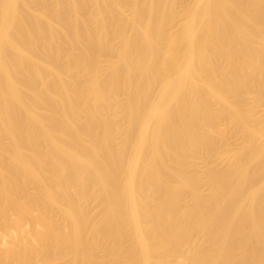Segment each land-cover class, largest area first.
I'll list each match as a JSON object with an SVG mask.
<instances>
[{"label": "bare ground", "instance_id": "bare-ground-1", "mask_svg": "<svg viewBox=\"0 0 264 264\" xmlns=\"http://www.w3.org/2000/svg\"><path fill=\"white\" fill-rule=\"evenodd\" d=\"M179 1L0 0V178L19 214L41 202L47 217L93 226L91 212L103 206L116 243L138 230L142 249L156 224L170 233L158 247L176 264H264V141L253 146L264 117L225 99L264 72V0H194L177 10ZM220 60L234 61L225 68L233 88L219 83ZM204 88L214 101L199 97ZM217 104L247 132L234 151L202 131L221 115ZM200 145L228 160L223 171L206 169V197L178 175L185 151ZM178 191L189 207L176 209Z\"/></svg>", "mask_w": 264, "mask_h": 264}, {"label": "rangeland", "instance_id": "rangeland-1", "mask_svg": "<svg viewBox=\"0 0 264 264\" xmlns=\"http://www.w3.org/2000/svg\"><path fill=\"white\" fill-rule=\"evenodd\" d=\"M193 1L194 0H180L175 4V8L178 7L177 10H179L181 3H192L190 5H193ZM179 32L180 26L175 25L172 27L171 33L178 34ZM216 63V67L214 68H216L215 71L220 81L217 82L223 85V87L229 84L230 86L228 85L226 88H233L234 84L232 83H234V80L226 74L225 68L233 66L234 61L230 67H224L227 66L224 60L217 61ZM222 67H224V70ZM257 71L259 70H255L248 78L249 80H246L247 89H245L246 87L244 88L246 85L242 86L243 88L238 86V89L235 86L236 88L231 89L233 94L229 92L231 94H227L225 97L233 106H237V109L241 108L239 109L240 111H244L248 106L253 104L256 105V107H254V109L256 108V120L264 117V79L260 87L257 85L260 81V77H264V72ZM218 72L222 73H220L221 76L218 75ZM228 77L229 79L227 80ZM259 88L263 89H260L262 92H259ZM202 90H204V92ZM239 90H241V92ZM255 92L261 93L259 95L263 99H259L260 96ZM199 97L204 99L206 97V100L209 99L210 94L208 88L201 89ZM210 100H212L211 97ZM217 106L220 109H218ZM217 106L214 105V109L225 116L223 117L220 115L216 119H212L211 116L210 118L207 117L208 119H206L201 126L202 131L213 135L212 142L215 143L212 145L215 148L217 147L218 150L234 151L240 148L246 141L247 132L239 125L230 124L229 121H226L227 119H224L226 118V111L224 112V108L219 104H217ZM215 107L221 110V112ZM171 121L170 119L169 122ZM261 125V123L256 125V127L260 129L261 137H257L256 140H254V147H257L264 141V126ZM178 142H181V140L179 139ZM240 155L243 159L249 157L247 151H242ZM184 160L187 166L183 168L179 174L177 171V174L179 176H185H182L185 183H188L186 179H190L191 183H195L203 197L209 194V187L204 181L206 169L212 167L218 171H223L228 163V160L224 156L209 155L204 145H200L196 153L185 151ZM251 165L253 168L257 166L254 162H252ZM262 166L264 171V162ZM183 171L184 174L182 173ZM69 174L70 173L65 172L63 178H67ZM67 180L69 179H66L65 182ZM68 182L69 181L66 183L68 184ZM162 182L170 189H173L177 184L176 177L166 173V171L162 175ZM103 197H105V193L100 195V198ZM15 199L11 186L7 182H3L0 178V264H90L91 262V264H176L175 254L163 251L158 247L159 239H169L170 236L168 230L165 227L163 228L162 225L156 226V224H154L155 226H153V224H149L152 226L150 228H152L153 233L152 236L146 238V242L145 240L142 241L143 248L141 249V246L138 245L137 242L138 239L139 241L141 240L142 232L140 233L138 230L132 229L130 232H127L128 239L122 243H116L119 234H109L108 229H106V221H110L111 217L106 214L102 215L103 206H95L91 212V216H93L92 218L90 217V222L94 221L93 226L92 224H83L82 226L79 219L74 218L79 222L73 224L70 219L72 217H60L61 214L58 215L59 217H56L55 214L57 213L55 212H53L55 215L54 217H47L48 214L45 215L46 213L43 212L44 207L41 202L32 205L33 207L30 206L31 208L29 210L31 213L29 215L19 214V206L15 203ZM168 200L164 202L166 206L168 205ZM20 201L23 203L25 202V200ZM60 205L59 206L63 209H67L63 204ZM189 205L190 197L188 193L185 191H178L176 193V209L180 210L182 208H187ZM50 213L52 214V212ZM159 221L163 222L164 220L160 219ZM245 232V235L252 236L256 234L254 232H249L248 229ZM3 234H7V237ZM196 238L199 239L200 237L198 238L196 236ZM46 239L49 241L47 242ZM45 241L47 242L46 246H44ZM141 250L142 253L140 255ZM179 250L183 252L185 250L184 246ZM90 260L93 261L89 263Z\"/></svg>", "mask_w": 264, "mask_h": 264}]
</instances>
